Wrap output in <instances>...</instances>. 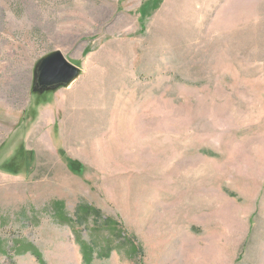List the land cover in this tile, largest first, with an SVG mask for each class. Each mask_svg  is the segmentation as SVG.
<instances>
[{
	"label": "rangeland",
	"instance_id": "rangeland-1",
	"mask_svg": "<svg viewBox=\"0 0 264 264\" xmlns=\"http://www.w3.org/2000/svg\"><path fill=\"white\" fill-rule=\"evenodd\" d=\"M0 264H264V0H0Z\"/></svg>",
	"mask_w": 264,
	"mask_h": 264
},
{
	"label": "water",
	"instance_id": "water-1",
	"mask_svg": "<svg viewBox=\"0 0 264 264\" xmlns=\"http://www.w3.org/2000/svg\"><path fill=\"white\" fill-rule=\"evenodd\" d=\"M79 74V68L68 61L60 51L45 55L36 65L34 80L36 89L67 85Z\"/></svg>",
	"mask_w": 264,
	"mask_h": 264
},
{
	"label": "trees",
	"instance_id": "trees-1",
	"mask_svg": "<svg viewBox=\"0 0 264 264\" xmlns=\"http://www.w3.org/2000/svg\"><path fill=\"white\" fill-rule=\"evenodd\" d=\"M88 209V208H87ZM60 210V209H59ZM94 216H97L100 214L99 210L98 209H94V208H89L87 211L83 212V214H81L79 216V219L82 221L83 217H87L88 214H92ZM60 215V214H59ZM59 218V221L61 222H67L68 220H63L61 215L58 217ZM104 222H108L109 224H112L113 225V222L109 219L106 218V220H104ZM110 226V225H109ZM73 233H74V237L76 238V240L78 241V243L80 244V251L82 252V257H83V261L84 263H90L91 262V259H92V256H93V250L91 249V247L84 241L81 239V237L77 236V233L76 231L73 230ZM29 251L30 253H32L36 258H39L41 256V253L38 252L37 249H34L32 247L29 248ZM100 252V255L102 256H106L109 254V249H107V251H102V250H99Z\"/></svg>",
	"mask_w": 264,
	"mask_h": 264
}]
</instances>
